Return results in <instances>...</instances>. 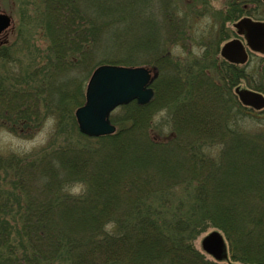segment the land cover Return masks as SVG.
Listing matches in <instances>:
<instances>
[{"label": "trees", "instance_id": "1", "mask_svg": "<svg viewBox=\"0 0 264 264\" xmlns=\"http://www.w3.org/2000/svg\"><path fill=\"white\" fill-rule=\"evenodd\" d=\"M246 1L223 25L250 15ZM41 3L47 56L31 80L0 72V119L21 137L48 118L53 130L38 151L0 159V264H264V106L238 94L264 95V58L230 64L210 42L172 59L162 37L185 34L186 18L167 0ZM18 44L0 47L3 63ZM147 53L153 99L116 108L112 134L80 133L74 109L92 70ZM208 228L223 233L228 263L195 247Z\"/></svg>", "mask_w": 264, "mask_h": 264}, {"label": "rangeland", "instance_id": "2", "mask_svg": "<svg viewBox=\"0 0 264 264\" xmlns=\"http://www.w3.org/2000/svg\"><path fill=\"white\" fill-rule=\"evenodd\" d=\"M41 1L0 0V10L12 18V25L0 34V47L4 44L9 45L14 41L19 42L18 46L9 52L12 55V63H3L0 59V72L9 69L10 71L8 73L10 76H15L17 79H22L23 77V81L27 79L31 80L28 74L32 67L38 66L42 57L47 56V39L43 31L36 26V23L40 22L39 19L42 18L38 10L43 7V5L40 6L42 4ZM235 1L237 0H167V4H172L171 7L176 8L177 14L180 17H185L186 21L185 34L177 35L169 39H167L168 37H162L164 50L169 51L172 59L183 62L196 59L201 50H204V45L210 42L216 45L218 43L219 46L217 49L219 50L224 40H229L237 36L232 24L237 21L236 19L241 17L236 18L234 21H227L224 25L222 23L223 12H226L229 9V5ZM82 4H85V2L83 1ZM244 4L245 7L242 6L243 10L249 11L251 17L264 19L263 4L249 0ZM223 35L227 36V38L221 39ZM138 56V54L134 56L135 59L132 60L133 65L146 66V63L155 61L153 55L149 53L141 57ZM219 57L218 53L217 58ZM257 57L264 58V56L255 53L249 55V58L253 61L258 59ZM116 113H118V109L114 110L111 114ZM165 116L166 113H160L156 119L162 118V120L166 121L168 118ZM52 130L53 120L48 118L36 130L31 131L26 137H21L10 132L1 123L0 119V159L4 160L9 157L32 154L38 151L47 143ZM166 131H168V127L165 126L162 132ZM152 134L155 135V133ZM5 173L6 171L3 172V170H0L1 185ZM72 190L77 192L79 191V187H74ZM212 231H218L220 233L218 229L208 228L194 240L195 247L201 250V252L203 251L202 238ZM206 256L210 258L211 255L208 253Z\"/></svg>", "mask_w": 264, "mask_h": 264}, {"label": "water", "instance_id": "3", "mask_svg": "<svg viewBox=\"0 0 264 264\" xmlns=\"http://www.w3.org/2000/svg\"><path fill=\"white\" fill-rule=\"evenodd\" d=\"M9 24V16L0 12V32ZM234 26L239 34L244 35L249 49L264 54V22L242 18ZM220 53L235 63H243L247 56L244 45L238 39L224 43ZM155 76V72L151 74L144 66L98 65L86 84L84 103L74 111L79 132L90 137L112 134L115 126L109 120L111 111L133 100L140 105L147 104L153 97L150 83ZM238 94L246 105L254 108L264 106V96L260 93L241 89ZM201 243L203 250L215 258L227 257L223 237L218 231L204 236Z\"/></svg>", "mask_w": 264, "mask_h": 264}, {"label": "flooded vegetation", "instance_id": "4", "mask_svg": "<svg viewBox=\"0 0 264 264\" xmlns=\"http://www.w3.org/2000/svg\"><path fill=\"white\" fill-rule=\"evenodd\" d=\"M4 45H6V44H4Z\"/></svg>", "mask_w": 264, "mask_h": 264}]
</instances>
